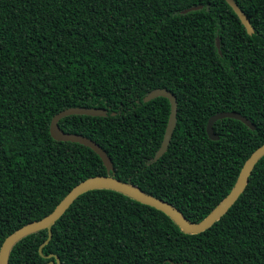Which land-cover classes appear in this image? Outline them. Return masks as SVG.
Listing matches in <instances>:
<instances>
[{"label": "trees", "instance_id": "1", "mask_svg": "<svg viewBox=\"0 0 264 264\" xmlns=\"http://www.w3.org/2000/svg\"><path fill=\"white\" fill-rule=\"evenodd\" d=\"M233 1L249 33L225 0H0V245L96 175L132 183L191 222L221 201L264 142V0ZM155 88L176 100L159 156L169 103L144 100ZM71 106L103 109L57 125L97 143L112 168L49 134L51 116ZM220 111L254 128L221 118L210 139L206 120ZM6 264H264V154L201 232L98 187L74 198L48 238L43 228L15 241Z\"/></svg>", "mask_w": 264, "mask_h": 264}, {"label": "water", "instance_id": "2", "mask_svg": "<svg viewBox=\"0 0 264 264\" xmlns=\"http://www.w3.org/2000/svg\"><path fill=\"white\" fill-rule=\"evenodd\" d=\"M225 2L230 6L235 15L238 17L239 21L245 28L246 32L251 31V27L249 22L243 12L238 8L237 4L233 0H225ZM201 5L190 6L181 10V13H185L188 11L199 9ZM215 47L218 50V39L215 38ZM156 96L165 97L169 103V112L166 120V124L164 127V131L162 134L161 142L158 148L157 156L161 155L167 147L169 139L171 137L172 130L175 125V116H176V100L172 93L167 91L164 88H155L150 93H148L144 100H150ZM103 113L102 108H94V107H82V106H71L66 107L55 114H53L50 118L48 130L49 134L52 138L61 141H70L82 144L88 148H90L93 152H95L100 158L102 164L105 168H112L111 161L109 157L106 155L104 150L95 143L93 140L76 134L62 131L58 125L57 121L67 115L71 114H79V115H88V116H100ZM221 118H234L241 121L248 128L253 129V124L245 118L243 115L239 114L235 111H220L210 115L205 124V132L208 138L216 139L217 135L212 130V124L215 120ZM264 154V142L261 143L255 150H253L250 155L243 162L236 180L229 190V192L221 199V201L201 220L197 222H191L187 220L182 213L170 205L169 203L155 198L149 194H146L144 191L133 185L132 183L118 180L112 176L108 175H96L83 179L74 185L57 203V205L44 217L39 220L28 222L13 232H11L1 243L0 245V264H6L7 254L10 247L13 245L15 241H17L22 236L29 234L31 232L37 231L39 229L45 228L47 230V238L50 235V227L52 223L64 212V210L68 207V205L81 193L98 187H106L111 188L116 191H119L128 197L140 202L152 206L165 215H167L171 220L184 232V233H198L209 226H211L216 220H218L226 210L232 205V203L236 200L238 195L243 190L245 183L247 181L248 175L256 162V160Z\"/></svg>", "mask_w": 264, "mask_h": 264}]
</instances>
